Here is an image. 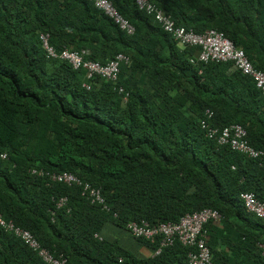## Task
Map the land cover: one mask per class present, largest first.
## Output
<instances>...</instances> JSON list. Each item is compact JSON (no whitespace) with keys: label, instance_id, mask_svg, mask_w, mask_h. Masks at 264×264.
I'll return each mask as SVG.
<instances>
[{"label":"trees","instance_id":"trees-1","mask_svg":"<svg viewBox=\"0 0 264 264\" xmlns=\"http://www.w3.org/2000/svg\"><path fill=\"white\" fill-rule=\"evenodd\" d=\"M110 1L132 33L90 0H0L2 216L67 264H189L190 247H161L128 224L211 208L221 215L204 224L211 264H264V220L243 200L251 192L264 203V96L232 61L191 63L196 47L178 46L135 0ZM150 1L177 26L222 31L264 71V0ZM65 48L102 64L119 52L130 60L115 82L88 79L60 57ZM206 109L212 125H242L263 154L250 158L208 138ZM62 171L99 187L103 202L52 179ZM0 264L46 263L0 227Z\"/></svg>","mask_w":264,"mask_h":264},{"label":"built area","instance_id":"built-area-1","mask_svg":"<svg viewBox=\"0 0 264 264\" xmlns=\"http://www.w3.org/2000/svg\"><path fill=\"white\" fill-rule=\"evenodd\" d=\"M94 5L101 9L115 24L122 30L133 32L132 24L123 17L116 9L110 0H92ZM138 9L145 11L148 14H153L155 18L162 23L164 29L170 32L173 37L182 45L198 46L199 51L197 57H192L191 62H233V67L241 70L252 78L256 87L264 96V71L256 68L248 59L241 48H237L231 39H229L222 31L216 28H208L202 33H196L191 30H186L184 27L175 26L169 16L156 7L149 0H135ZM44 47L48 54L57 56V52L48 44L47 36L42 35ZM84 50L76 51L64 49L60 53V57L68 60L73 68L83 67L86 70V77L88 79L99 74L104 78L115 82L118 77L119 63L127 62L128 57L124 54L118 53L115 59L102 64L98 61L84 59ZM87 89L90 88L88 82L83 84ZM118 91L123 92V88L119 87ZM125 99V97H124ZM205 126V122H202ZM207 135L209 137H217L221 144H229V146L250 158H256L263 154V151L256 149L250 145L246 138V131L240 124H230L224 127L220 133L215 128L207 127ZM218 134V135H217ZM5 157V154L1 155ZM42 174V171H36ZM53 180L64 182L67 184H76L80 186L81 195L91 201L103 202V196L99 187L94 186L88 182H83L71 172L63 171L55 173L52 176ZM244 204L249 211L264 220V203L259 201L253 193H243ZM66 202V197H61L58 205ZM221 217L216 209L203 208L201 210L188 212L182 215L177 221L158 222L150 224L146 220L130 221L128 227L130 233L135 236H145L146 238L154 240L159 239L161 247L170 246L175 241L181 243L183 246L190 247L188 251L189 264H211V252L206 245V230L204 224L212 219L217 220ZM0 227L6 232L14 234L17 238L23 241L30 249L36 252L46 264H67L66 257L62 254H55L47 247L41 245L35 235L27 228L16 225L12 220H6L0 212ZM196 246L197 249H191ZM258 246L264 253V244L258 243ZM158 248L154 254H158Z\"/></svg>","mask_w":264,"mask_h":264},{"label":"clouds","instance_id":"clouds-1","mask_svg":"<svg viewBox=\"0 0 264 264\" xmlns=\"http://www.w3.org/2000/svg\"><path fill=\"white\" fill-rule=\"evenodd\" d=\"M90 1H92V0H90ZM150 1V0H149ZM93 2V1H92ZM151 2V1H150ZM153 3V2H152ZM94 4V3H93ZM136 4V3H135ZM154 4V3H153ZM155 5V4H154ZM156 6V5H155ZM156 7H158V6H156ZM159 8V7H158ZM161 9V8H160ZM140 10V9H139ZM162 10V9H161ZM141 11H143V10H141ZM163 11V10H162ZM143 12H145V11H143ZM164 12V11H163ZM104 13V12H103ZM146 13V12H145ZM105 14V13H104ZM121 14V13H120ZM146 14H148V13H146ZM164 14L165 15H167V16H169L168 14H166L165 12H164ZM122 15V14H121ZM148 15H150V16H152V18L154 19V21H156L157 23H159L162 27H163V25H162V23L161 22H159L156 18H155V16L153 15V14H148ZM123 16V15H122ZM124 17V16H123ZM169 18H170V16H169ZM127 19V18H126ZM171 19V18H170ZM172 21H173V19H171ZM173 23H174V21H173ZM174 25H175V23H174ZM175 26H177V25H175ZM181 27H184V26H181ZM185 28V27H184ZM163 29H164V27H163ZM186 30H190V29H187V28H185ZM164 31L166 32V33H168L169 35H171V37L176 41V43H177V45L178 46H193V45H182V44H180L174 37H173V35L170 33V32H168V31H166L165 29H164ZM192 31V30H191ZM194 47H196L197 49V51H196V54H193L191 57H190V59L192 58V57H197V54H198V51H199V47L198 46H194ZM119 53H121V52H119ZM116 54H118V53H116ZM121 54H124L125 56H127L128 57V61L127 62H121V63H128L129 62V60H130V57L127 55V54H125V53H121ZM191 62V61H190ZM197 62H200V61H195V62H191V63H197ZM210 62V61H209ZM213 62V61H212ZM203 63H207V62H203ZM213 116H214V113H213V111L211 110V109H206L205 111H204V113H203V117L200 119V126H201V128L204 130V132H205V135L208 137V138H211V137H209L208 135H207V131H206V128L207 127H211V128H215V129H217L219 132L218 133H220L221 132V130L224 128V127H226V126H228V125H226V126H223V127H219V126H215L214 124L212 125V123H211V120H212V118H213ZM205 122V126H203V124H202V122ZM231 124H238V123H231ZM230 125V124H229ZM242 126V125H241ZM244 128V127H243ZM245 129V128H244ZM246 131V130H245ZM246 136H247V132H246V135H245V138H246ZM217 139V138H216ZM247 140V139H246ZM217 142H218V140H217ZM248 142V141H247ZM219 143V142H218ZM219 144H221V143H219ZM221 145H224V144H221ZM241 153V152H240ZM3 154H5V153H3ZM243 154V153H242ZM2 155V154H1ZM245 155V154H244ZM2 157V156H1ZM2 158H5V157H2ZM63 172V171H62ZM67 172H69V171H67ZM72 173V172H71ZM73 174V173H72ZM101 190V189H100ZM81 194V193H80ZM82 196V195H81ZM84 197V196H83ZM12 234V233H11ZM14 235V234H13ZM15 236V235H14ZM36 237V236H35Z\"/></svg>","mask_w":264,"mask_h":264},{"label":"crops","instance_id":"crops-1","mask_svg":"<svg viewBox=\"0 0 264 264\" xmlns=\"http://www.w3.org/2000/svg\"><path fill=\"white\" fill-rule=\"evenodd\" d=\"M197 49V48H196ZM197 51V50H196ZM194 54H196V52L194 53ZM139 251L140 252H142L143 254H145V255H147L149 252H148V250L145 248V247H140L139 248Z\"/></svg>","mask_w":264,"mask_h":264},{"label":"bare ground","instance_id":"bare-ground-1","mask_svg":"<svg viewBox=\"0 0 264 264\" xmlns=\"http://www.w3.org/2000/svg\"><path fill=\"white\" fill-rule=\"evenodd\" d=\"M42 33V32H41Z\"/></svg>","mask_w":264,"mask_h":264}]
</instances>
